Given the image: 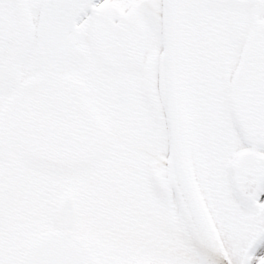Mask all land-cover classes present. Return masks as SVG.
Listing matches in <instances>:
<instances>
[{"label":"snow or ice","instance_id":"snow-or-ice-1","mask_svg":"<svg viewBox=\"0 0 264 264\" xmlns=\"http://www.w3.org/2000/svg\"><path fill=\"white\" fill-rule=\"evenodd\" d=\"M0 264H264V0H0Z\"/></svg>","mask_w":264,"mask_h":264}]
</instances>
